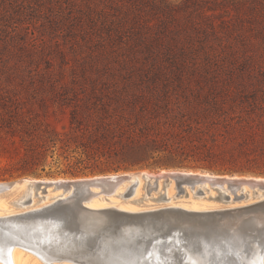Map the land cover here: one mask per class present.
<instances>
[{
    "label": "trees",
    "instance_id": "obj_1",
    "mask_svg": "<svg viewBox=\"0 0 264 264\" xmlns=\"http://www.w3.org/2000/svg\"><path fill=\"white\" fill-rule=\"evenodd\" d=\"M0 36L49 87L4 120L24 148L1 152L25 171L49 157L70 173L173 164L155 161L162 153L263 172L264 149L235 140L255 142L264 123H242L217 96L264 85V0H0ZM50 109L68 110L62 130Z\"/></svg>",
    "mask_w": 264,
    "mask_h": 264
},
{
    "label": "bare ground",
    "instance_id": "obj_2",
    "mask_svg": "<svg viewBox=\"0 0 264 264\" xmlns=\"http://www.w3.org/2000/svg\"><path fill=\"white\" fill-rule=\"evenodd\" d=\"M181 174H189L190 176H182ZM193 175H196V177H192ZM81 179H96V183L84 188L88 195L81 199L84 206L89 209L86 212H79L78 214V220L81 223V227L85 230V234L98 233L110 220V217L107 215L99 211L93 212L90 210L115 208L129 213H140L165 207H180L191 211H223L225 209L236 208L264 199V188H258L257 184H253L251 182V180H264V176L218 174L211 171L200 170L161 169L158 172L142 170L139 172H119L75 178H23L20 181H11L8 185L7 182H0V192L6 190L13 194L15 193L10 202L0 195V217L21 214L30 210L43 208L52 204L60 197H66L73 189L72 186H69L67 189H63L60 186L55 187L53 184H49L43 189L38 188L39 192L37 191L38 193H36L33 186L34 181L41 180L56 182L62 180L78 181ZM226 179H238L239 184L228 185V180ZM161 183L163 186H161ZM130 187L131 191L125 194ZM187 188L192 191L193 196L201 193L204 197L207 192L209 195L206 197L214 199L215 202L191 199L181 200L183 201L182 203L172 201V198L180 195L181 192L185 191L187 194ZM198 189H201L202 191L197 192ZM211 189L217 190V195L213 194ZM152 190L153 192L155 191L156 194L152 193ZM41 193L44 194L40 195ZM128 194L131 197H127ZM147 194H151L150 198H152V200L157 201L163 199L165 203L161 202L155 204L147 201L144 202L142 206H133L129 204L134 202H143L144 199H148L146 196ZM240 194L241 196H237ZM28 198L29 200L26 201ZM235 200H241V202L234 203ZM102 201H106L109 204H103ZM244 216H250V220L258 225H264V208H257L255 210H246L240 214L232 216L231 214L227 215L226 213L219 215L218 217L220 218L216 229L219 228L220 230L224 228L230 220H234L238 223L240 218ZM34 224L37 226H42V224L50 225L51 229L49 231V235L51 236L41 237L39 233L40 231H44V229L39 231L34 227ZM0 226L6 228L12 227V229L20 231L17 233V238L19 237V239L29 241H31V238L34 240L37 239L35 245H32L29 242L28 246H31H29L28 249H24L21 246L13 247L11 251L13 264H37V260L43 263L37 254L41 256L50 255L56 257V259H54V261L50 264H80L74 260V257L82 259L88 257V254L81 251L83 249L82 243L65 237L60 232L61 230L58 229L57 224L49 221L48 219L35 221L6 219L0 222ZM128 231L131 230L128 229L124 231L126 233V237L121 236L108 238V240L102 241V246L99 247V249L104 250H101V253L98 250L97 254H92L95 258H98V262H100V264H124V262L125 264H130L135 262L136 259H140L141 254L137 250H133V247H125L124 249L120 248L122 250L121 253L117 256L110 257L113 253L112 252L110 254V250H108L110 247H113L115 244L120 243L127 238H132L133 233H129ZM3 240L7 241L8 235H4ZM112 243H114V245ZM170 246L172 247V245ZM205 252L207 251H201L199 249L194 251L191 250L190 255L187 257L190 261L189 264H212L208 262L209 259ZM120 254L121 256L118 258ZM116 259H119L118 263L116 262ZM250 261L251 259L248 258L247 262L249 263ZM0 263L5 264L2 260H0ZM251 263L255 264L254 260H252ZM262 263L264 264V252L262 254Z\"/></svg>",
    "mask_w": 264,
    "mask_h": 264
},
{
    "label": "water",
    "instance_id": "obj_3",
    "mask_svg": "<svg viewBox=\"0 0 264 264\" xmlns=\"http://www.w3.org/2000/svg\"><path fill=\"white\" fill-rule=\"evenodd\" d=\"M181 175L190 176L189 174ZM192 177H196V175ZM95 180L34 181L35 190L43 189L49 184H53L55 187L60 186L63 189L72 186L73 189L69 195L56 199L48 206L21 214L0 217V220L35 221L48 219L55 222L65 237L82 243L83 249L81 251L88 254V257L85 259L74 257V260L80 264H100L98 258L92 254H97L98 250L100 253L104 250L99 249L102 246V241L108 240V238L124 237L126 235L124 231L128 229L131 230L128 231L129 233H133L132 238H127L115 245L112 243L114 246L108 250H110V254L113 252L110 257H114L122 252L121 249L133 247L132 249L137 250L141 257L130 264H189L190 261L187 257L191 250L196 249L207 251L205 254L209 259L208 262L212 264H252V260L255 264H263L264 225H258L250 220V216H244L240 218L238 223L230 220L224 228L219 230L216 227H218L219 215L226 213L232 216L246 210L264 208V199L223 211H191L180 207H165L140 213H129L115 208L90 210L99 211L110 217V220L98 233L85 234V230L78 220V214L89 210L81 202V199L88 195L84 188L96 183ZM251 182L257 184L258 188H264V180H251ZM9 183L11 181L7 182V185ZM231 184L238 185L239 180H228V185ZM130 191L131 187L125 194ZM201 191V189L197 190V192ZM237 196H241V194ZM28 200L29 198L26 201ZM3 226H0V260L4 261L5 264H13L11 257L13 247L21 246L28 249L31 246H28L29 242L35 245L37 239L31 238V241L19 239L17 233L20 231ZM34 227L39 231L44 229L39 233L41 237L51 236L49 235L50 225L37 226L34 224ZM4 235H8L7 241L3 240ZM37 255L45 264H50L56 259L50 255ZM120 256L121 254L118 258ZM248 258L251 259L249 263L247 262ZM118 260L116 259L117 263Z\"/></svg>",
    "mask_w": 264,
    "mask_h": 264
},
{
    "label": "rangeland",
    "instance_id": "obj_4",
    "mask_svg": "<svg viewBox=\"0 0 264 264\" xmlns=\"http://www.w3.org/2000/svg\"><path fill=\"white\" fill-rule=\"evenodd\" d=\"M2 37L0 36V182H9V181H20L23 178H35V179H56V178H75V177H85V176H93V175H104L109 173H119V172H139L142 170H148L151 172H158L161 169H186V170H200V171H211L213 173H227V174H238V175H251V176H263L264 175V164L255 167H262L263 172H254V171H220L217 169H210L207 167L200 166L202 162L197 160L187 159L182 161L184 165H179V158H172L170 156H165L162 153L157 154L155 156V161H166L172 162L173 164L169 165H161L154 164L144 167H136V168H127V169H119V170H99V169H87L84 172L70 173L67 169L66 161L61 160L59 163L54 162L50 157L48 158V163L45 166L44 170L40 168L35 170L34 172L25 171L20 161V158L16 155L8 156L3 154L1 151L3 148L12 149L18 148L22 150L24 147L21 146L22 142L20 141L19 135L15 133V136H10V132L6 133L8 130L5 126L4 120L7 118L8 110H13L17 106V109L24 110V107H28L33 101L36 99V95L41 93L48 92V83L46 81L33 80L31 77H40L43 70L36 71L34 70L35 66H21L18 67V64H14V58H11L5 43L2 41ZM10 57V58H9ZM44 65L38 68L40 70ZM39 72V73H38ZM38 73V74H37ZM55 76H59L58 72L55 71L53 74ZM66 77H70V73L67 72L65 74ZM223 92H218L217 100L224 108H228L230 106L235 107V113L241 117L242 123L250 120V122L254 125L262 126L264 123V85H250L246 88L245 92H239L240 89L234 87H224ZM206 91V89L202 90ZM196 92V91H194ZM207 92V91H206ZM197 93H201L197 91ZM205 93V92H202ZM229 93L230 95H228ZM193 97V96H192ZM210 97V96H208ZM204 99V96L200 97ZM182 105L183 103L179 101ZM204 103V102H203ZM10 113V112H9ZM56 114L51 112V109L48 113V120L56 126L59 130H62V126L67 124L68 122V110L65 109L63 112L56 110ZM228 113V112H227ZM229 114L234 115L231 111ZM233 121H237L235 118ZM18 127V126H17ZM16 127V128H17ZM263 127V126H262ZM17 130V129H16ZM14 138L15 142H12ZM255 142L251 143H241L240 139L235 140V145L239 147L249 148V149H264V132L259 130V133L255 136ZM57 147V146H55ZM154 159H149L148 162H153ZM229 164L227 163L226 166ZM256 165V164H254ZM253 165V166H254ZM161 186L163 184L161 183ZM36 193L39 190H35ZM38 191V192H37ZM143 191V190H142ZM175 191V190H174ZM213 194L217 195V190L211 189ZM10 191L3 190L0 192V195L7 199L9 202L11 198L14 196L13 193H9ZM152 193L156 192L153 190ZM216 192V193H214ZM41 193L40 195H43ZM209 194L206 192L204 197L201 193L193 196L192 191L187 188V194L181 192L180 195L173 197V202L182 203L185 199L191 200H205L206 202H215L214 199L208 198ZM129 194L127 195V197ZM148 199H144L143 202L139 203H129L133 206H142L144 202L150 201L152 203H165L163 199L161 200H152L150 198L151 194L146 195ZM201 196V197H200ZM131 197V196H129ZM252 200V199H251ZM142 201V200H141ZM103 204H109L106 201H102ZM167 202V201H166ZM241 200H235L234 203H239ZM191 203V202H188ZM140 204V205H139ZM10 205V204H9ZM37 264H43L40 261H36ZM1 264V263H0Z\"/></svg>",
    "mask_w": 264,
    "mask_h": 264
}]
</instances>
